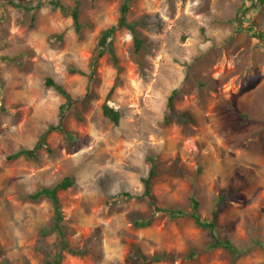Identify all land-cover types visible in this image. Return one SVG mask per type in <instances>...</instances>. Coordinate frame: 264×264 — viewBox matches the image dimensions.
<instances>
[{"label": "rangeland", "instance_id": "1", "mask_svg": "<svg viewBox=\"0 0 264 264\" xmlns=\"http://www.w3.org/2000/svg\"><path fill=\"white\" fill-rule=\"evenodd\" d=\"M55 1L0 0V264H50L54 205L28 194L66 175L75 182L58 190L60 222L80 253L65 249L60 264H264V39L253 36L264 2ZM125 2L138 50L117 26ZM175 88L191 118L166 123ZM152 166L158 207L189 208L194 190L210 219L225 196L216 229L237 256L186 216L158 211L136 225L150 200L119 195L143 192Z\"/></svg>", "mask_w": 264, "mask_h": 264}, {"label": "trees", "instance_id": "2", "mask_svg": "<svg viewBox=\"0 0 264 264\" xmlns=\"http://www.w3.org/2000/svg\"><path fill=\"white\" fill-rule=\"evenodd\" d=\"M248 1H249V3L247 6H250V5L251 6L252 5L257 6V3L259 4V3L264 2V0H257V1L256 0H248ZM54 3L59 5L58 0H56ZM127 9H128V3L125 2V3H123V5L121 7V14L119 16L117 26H125L131 30L133 37H134L135 49L138 50L139 48H141L142 45H141L140 36L138 34V30L136 29L137 22H136V20H128L127 19V17H126ZM71 15H72V18L75 22V25L78 27L79 26V14H78V11L76 8H74L72 10ZM144 16L145 15H143V17ZM112 30H113V27L107 29L106 30L107 35H110ZM253 36L256 37L257 39H264V31H258V32L254 31ZM103 40H105V39L103 38ZM262 45L264 46V44H262ZM114 59L115 60L117 59V57L115 55H114ZM95 63H96V58L93 57L91 60V65H90L91 70H90V73L88 74L89 79L92 77V73H93L94 68H95ZM74 70H75V68H73V71ZM78 72L86 74V72L84 70L79 69ZM47 83L54 85L64 96H66L69 99L68 103H70V101H71L70 95L68 94V92L64 88L59 86L56 81H54L52 78H47ZM177 93H178V90L175 88L171 91L170 95L168 96L167 107H166L165 114H164V118H165L166 123H170L174 118H176L179 121H186V120H189L191 118V115L188 111H178L175 108L174 98L177 95ZM64 108L65 107L62 106V112H60V117L63 116V111L65 110ZM104 112L113 121H118L119 113L116 110H113L108 105H105L104 106ZM58 128H61V130L64 129L63 125H61ZM65 132H67V131H65ZM40 143L41 142L39 141V143L36 145L40 146ZM35 146L33 148H22L19 151L24 153V154H31L34 151ZM155 172H156L155 167L152 166L149 170L148 175L146 177L142 178V182H143V186H144L143 192L133 193L130 191H123L119 195V196H124L126 198L145 197L146 196L150 200V204L153 208L152 209L153 211H152L151 215L149 216V218L136 221L135 223L137 226H142V225L148 224L155 217V214L158 211L169 213L170 215L175 216V217L186 216V217L193 219L195 221V223L208 228V230L212 236V239H213V241L211 242V246H223V247L229 248L230 250H232V252H234V254H236L235 256H237V253L241 252V249L234 247L232 242L228 238L221 239V238H219V236L217 234L216 217H217L219 211L222 209V206L224 204L223 200H222L225 197L224 195L221 196L220 201L217 203L215 208L211 211V213H210L211 218L210 219L202 218L200 211H199V201L194 194V190L192 191V193L189 196V208H180V207H173V206L158 207V205L156 203V198L153 196L152 190H151V187H152L151 178L155 175ZM74 182H75V179L73 176L66 175L60 181H58L56 184H54L52 186L41 185L38 189H36L35 191L28 194V196L31 198H39L41 196H46L52 200L53 205H54L55 222L53 224V228L56 231V240L58 242V248H60L62 250H56L58 248H56L54 250L55 251L54 256L52 257V259L48 260L50 264H60L61 255L63 254V251L65 249L67 251H69L70 253H73V254L80 253L79 249H75V248H72L71 246H69L68 239L65 237L66 228L60 222V220L62 218V213H61V208H60V204L58 201V194H57L59 189L68 188L71 185H73ZM117 199H119V198H117ZM43 230L45 232L50 231V229L48 227H43ZM254 242L258 243V244H263V243L259 242L258 240H254ZM143 256H145V254H143ZM154 258L158 259L159 256H155ZM2 264H7V263L5 260H2Z\"/></svg>", "mask_w": 264, "mask_h": 264}]
</instances>
